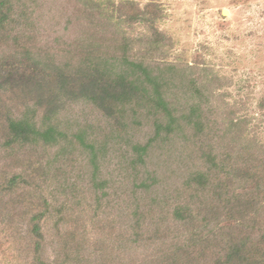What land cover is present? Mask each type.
<instances>
[{"label":"trees","instance_id":"1","mask_svg":"<svg viewBox=\"0 0 264 264\" xmlns=\"http://www.w3.org/2000/svg\"><path fill=\"white\" fill-rule=\"evenodd\" d=\"M80 2L60 17L52 13L54 29L63 21L62 33L53 32L43 56L31 57L41 83L35 88L47 108L37 102L6 119L4 148L10 156L28 147L57 148L47 170L48 194L43 197L38 187L40 200L27 221L34 262L200 264L202 255H210L205 249L195 252L194 243L205 239L203 230L210 225L205 215L215 208L208 193L216 201L222 197L218 190L227 194L220 175L246 185L259 179L263 186L264 157L260 161L258 147L247 142L239 149L240 122L227 121L212 104L219 88L206 69L162 62L165 37L155 27L158 11L131 5L110 12L93 0ZM42 18L20 0H0V29L39 28ZM135 24L148 31L131 36ZM73 26L75 37L69 33ZM77 100L101 111L102 124L71 129L61 114ZM246 151L250 154L242 156ZM75 152L77 161L68 162L79 163L80 172L68 177L64 159ZM240 172L247 175L240 178ZM20 183L24 178L14 175L0 188V204L4 191L17 190ZM226 198L224 207L236 200ZM261 203L254 213L263 224L264 198ZM252 236L225 242L223 264H264V233ZM46 248L52 249L51 261Z\"/></svg>","mask_w":264,"mask_h":264},{"label":"rangeland","instance_id":"2","mask_svg":"<svg viewBox=\"0 0 264 264\" xmlns=\"http://www.w3.org/2000/svg\"><path fill=\"white\" fill-rule=\"evenodd\" d=\"M80 1L20 0L27 4L29 11L43 15L39 26L42 28L38 31L37 26L21 25V28L0 29V188L5 189L14 175H20L25 180L17 190L4 191L0 204V264H35L36 251L29 233H26V226L40 200L38 187L43 197L48 194L47 170L57 152V148L28 147L10 156L4 148L6 119L18 116L26 107H33L37 102L42 103V109L47 108V99H43V94L35 88L39 79L36 78L31 57L37 53L43 56L55 38L53 32L58 30L62 33L63 21L60 27L54 29L52 13L60 17L63 11L80 8ZM93 1L110 12L117 7L129 9L131 5L140 10L158 11L160 16L155 27L165 37L166 55L162 56V62L206 69L209 79H214L219 88L212 104L221 107L222 117L227 121L240 122L239 128H236V133L241 134L239 149L244 142L252 148L257 146L255 156L261 161L264 157V0ZM70 30L73 37L78 34L76 27ZM129 31L131 36H135L147 32L148 27L135 24ZM67 104L65 111H61V119L68 120L71 129L76 130V125L85 126L88 123L92 128L102 124L101 111L79 100ZM42 109L38 111V118L43 113ZM244 154L247 156L250 151L242 156ZM70 159L77 161L76 152L74 157L64 159L68 164L64 171L68 177L80 172L79 163L69 164ZM260 171L261 167L258 168ZM241 175L247 173L240 172V178ZM59 176L62 178L61 173ZM219 178L221 184L229 188L227 194L235 196L236 200L224 207L227 194L223 190H218L222 197L217 201L216 196L208 193L215 208L209 212V217L205 215L207 207L201 212L207 219L210 218V225L207 231L203 230L202 237L205 239H195L194 243L195 252L205 249L210 255L207 258L202 255L200 264H223L225 251L221 247L225 242L238 238L247 240L252 235L255 240L264 233V223H260L263 217L258 218L254 213L264 198V190L258 189L264 188L260 180L253 179L246 185L238 178L231 181L223 175ZM196 216L200 218L198 214ZM214 217L217 218L215 224L219 223L217 232H212ZM195 226V234H198L200 225L196 222ZM184 235L188 236V232ZM51 250H45L46 257L50 255V261L53 259Z\"/></svg>","mask_w":264,"mask_h":264}]
</instances>
